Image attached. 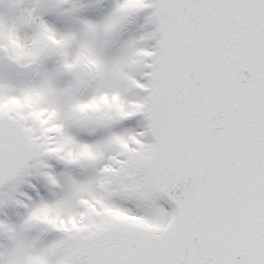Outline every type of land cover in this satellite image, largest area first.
Segmentation results:
<instances>
[{
    "label": "snow or ice",
    "instance_id": "snow-or-ice-1",
    "mask_svg": "<svg viewBox=\"0 0 264 264\" xmlns=\"http://www.w3.org/2000/svg\"><path fill=\"white\" fill-rule=\"evenodd\" d=\"M0 264H264V0H0Z\"/></svg>",
    "mask_w": 264,
    "mask_h": 264
},
{
    "label": "rangeland",
    "instance_id": "rangeland-1",
    "mask_svg": "<svg viewBox=\"0 0 264 264\" xmlns=\"http://www.w3.org/2000/svg\"><path fill=\"white\" fill-rule=\"evenodd\" d=\"M139 22H140V21H139ZM139 22H138V24H139ZM138 24H137V26H138ZM132 27H133L134 29H136V28H137V27H136V25H133Z\"/></svg>",
    "mask_w": 264,
    "mask_h": 264
}]
</instances>
